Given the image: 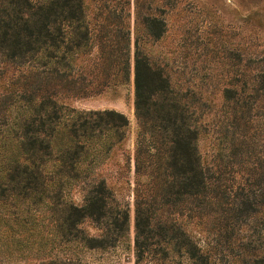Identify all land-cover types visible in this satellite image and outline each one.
<instances>
[{"label": "trees", "instance_id": "trees-1", "mask_svg": "<svg viewBox=\"0 0 264 264\" xmlns=\"http://www.w3.org/2000/svg\"><path fill=\"white\" fill-rule=\"evenodd\" d=\"M114 4L104 0L98 8L108 26L114 24L112 18L118 11ZM149 5L143 16L146 5L136 1V257L144 259L154 246V252L166 257L182 254L191 264H213L215 256L233 251L231 246L240 237L241 225L264 217V153L251 140L246 141L255 129L251 105L254 93L264 92V73L249 84L237 83L225 90V101H232L237 109L228 127L221 130L224 138L230 136L234 152L228 160L219 156L210 167L205 165L198 145L202 116L193 99L194 91L175 86L165 69L141 50V42L159 41L166 31L163 15H159L163 8L153 11ZM86 13L84 0H0V62L27 65L36 71L33 79L37 84L26 92L30 95L22 94L23 100L17 105L27 115L19 125L28 143L21 142L23 157H16L9 167L8 184L22 182L25 195L41 194L42 190L50 200L54 189L62 192L71 181L79 180L82 163L100 151L111 150L125 139L129 129L124 114L114 110L77 112L60 105L48 87L53 81L59 88L79 85L80 91L84 89L87 76L76 71V66L79 55L90 49L92 29ZM115 19L121 23L119 17ZM118 33L130 39V27L118 29ZM98 53L103 75L122 65L119 70L129 78V51L99 38ZM11 101L1 110H7ZM55 151L60 154L53 158ZM50 162L57 165L49 169ZM84 201L80 207L63 203L58 223L62 242L105 248L129 231L130 210L119 208L116 192L105 180L93 181L90 196ZM86 219L105 221L106 231L102 230L100 238L84 236L79 227ZM182 219L199 234H209V248L204 249L194 239ZM245 248L246 244L241 246Z\"/></svg>", "mask_w": 264, "mask_h": 264}, {"label": "rangeland", "instance_id": "rangeland-1", "mask_svg": "<svg viewBox=\"0 0 264 264\" xmlns=\"http://www.w3.org/2000/svg\"><path fill=\"white\" fill-rule=\"evenodd\" d=\"M84 1L86 20L92 29L89 52L79 55L76 66V71L87 76L84 89L80 91L79 85L59 88L53 81L48 87L60 105L77 112L114 110L124 114L129 119V129L125 139L111 150L100 151L96 157L82 163L79 180L71 181L62 192L54 189L50 200L43 196L42 190L41 194L25 195L22 182L8 184L9 167L16 157H23L21 142L28 143L19 125L27 115L17 105L23 100L22 94L30 95L26 92L37 84L36 71L27 65L0 62V264H191L182 254L172 253L166 257L154 252V246L144 259L139 261L136 257L135 188L138 179L134 158L139 124L134 109V54L137 0H111L118 11L112 18L114 24L109 26L98 10L104 0ZM141 1L146 5L143 16L148 13L150 4L153 11L163 8L159 15H163L166 22L164 36L159 41L141 42V50L165 69L175 86L194 91L193 99L198 102L197 111L202 116L203 132L198 145L205 165L210 167L219 156L228 160L234 146L230 136L224 138L221 127H228L237 108L232 101H225L224 92L237 83L249 84L257 76L260 79V74L264 73V0ZM117 17L121 23L116 21ZM106 27L113 31L108 33L111 30ZM126 27L131 30L129 40L118 33V29ZM99 38L118 43L129 51V78L119 70L122 65L108 69L107 75L101 73ZM78 82L81 85L82 81ZM254 96L251 110L255 129L248 133L246 141L251 140L264 153V92L254 93ZM8 101L11 102L7 110H1ZM58 154L59 151H55L53 158ZM53 165L57 164L50 162L48 168L52 169ZM57 180L58 177L55 186ZM100 180L114 188L119 208H129V231L105 248L91 249L78 241L62 242L58 223L63 203L83 206L84 199L90 196L91 183ZM182 220L194 239L206 249L211 239L209 234H199V230L189 228L187 221ZM246 224L238 230L240 237L233 241V251L223 257L215 256L213 264H242V261L264 264V217L250 219ZM79 228L88 239L100 238L102 230L106 231L105 221L98 223L91 219H86ZM245 244V250L241 249Z\"/></svg>", "mask_w": 264, "mask_h": 264}]
</instances>
